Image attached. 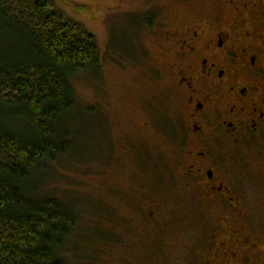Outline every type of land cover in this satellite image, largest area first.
<instances>
[{
    "label": "rangeland",
    "instance_id": "rangeland-1",
    "mask_svg": "<svg viewBox=\"0 0 264 264\" xmlns=\"http://www.w3.org/2000/svg\"><path fill=\"white\" fill-rule=\"evenodd\" d=\"M211 1L54 0L66 19L95 37L101 55L99 73L71 78L80 105L64 129L72 151L50 163L35 182L41 195L61 198L76 208L78 226L64 249L69 264H195L198 259L203 241L197 235L204 227L198 209L177 188L181 164L171 130L176 105L160 88L146 83L150 68H161L166 60L150 36L148 22L158 17L169 30L186 29L205 20ZM137 46L142 48L135 50ZM144 57L151 60L148 65ZM151 94L148 118L144 101ZM146 121L151 123L147 140L130 143L134 124L144 127ZM110 186L142 188L169 204L177 202L178 215L168 225L171 234L144 226L130 211V201L111 193L106 189ZM261 197L264 201V193ZM252 211L248 228L264 249V206ZM128 218H134L135 230L118 241L116 221ZM127 245H132L133 256Z\"/></svg>",
    "mask_w": 264,
    "mask_h": 264
},
{
    "label": "flooded vegetation",
    "instance_id": "flooded-vegetation-1",
    "mask_svg": "<svg viewBox=\"0 0 264 264\" xmlns=\"http://www.w3.org/2000/svg\"><path fill=\"white\" fill-rule=\"evenodd\" d=\"M157 18L148 22L150 36L166 60L150 68L146 83L176 105L171 130L181 164L177 188L198 209L204 227L195 264H264L262 241L248 228L252 210L264 206V0H212L205 20L182 30H169ZM153 102L152 94L144 101L148 118ZM150 126L135 123L130 143H144ZM128 188L106 189L129 200L144 226L170 233L177 202ZM133 221H116L118 241L135 230Z\"/></svg>",
    "mask_w": 264,
    "mask_h": 264
},
{
    "label": "trees",
    "instance_id": "trees-1",
    "mask_svg": "<svg viewBox=\"0 0 264 264\" xmlns=\"http://www.w3.org/2000/svg\"><path fill=\"white\" fill-rule=\"evenodd\" d=\"M100 70L95 37L54 0H0V264H69L76 208L35 182L72 151L71 78Z\"/></svg>",
    "mask_w": 264,
    "mask_h": 264
}]
</instances>
